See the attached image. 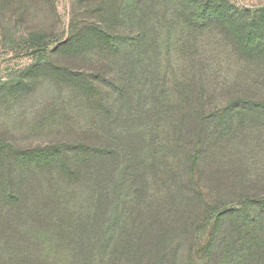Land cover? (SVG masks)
Segmentation results:
<instances>
[{
	"label": "rangeland",
	"instance_id": "1",
	"mask_svg": "<svg viewBox=\"0 0 264 264\" xmlns=\"http://www.w3.org/2000/svg\"><path fill=\"white\" fill-rule=\"evenodd\" d=\"M203 5L211 16L202 12ZM238 29L246 31L252 43L264 46V0H0V166L5 170L9 164L20 165L18 178L29 177L35 168L39 182L46 183L39 188L45 196L38 201L44 207L39 204L31 216L18 215L12 227L0 229V264H80V254L66 238V224L69 215L93 205L88 195L96 191L88 180L77 186V177L54 175L61 165L55 152L60 147L82 146L95 135L98 142L105 141L108 124L112 131L125 128L130 134L145 132L141 136L147 138L159 124L164 158L174 170L181 168L176 146L211 149L214 169L217 162L221 165L228 159L225 168L240 161L249 167L250 181H222L214 170L196 178L205 205L190 242V258L192 264H206L205 246L219 210L232 205L245 211L248 203L239 194L242 186L264 199V111L259 112L264 85L246 74L234 80L242 64L227 35ZM140 34L146 35L148 46L142 60L147 72L154 69L155 75L145 81V74L137 72V78L148 83L155 77L161 101L152 106L147 99L143 109L157 106V115L148 121L133 102L116 107L107 117L105 86L109 78L125 71L128 58L132 61L142 55L135 49ZM151 38L157 48L151 46ZM66 40L68 44L61 46ZM154 53H162V61ZM202 58L205 74L200 69ZM94 88L97 92L91 95ZM239 97L261 104L252 107ZM229 98L235 105L224 117L221 111L231 102ZM230 115H235L232 121L247 127L252 148L244 158L236 157L230 143L215 138L221 132L217 127L231 124ZM40 150L46 154L38 155ZM4 170L0 169V177L8 176ZM156 182L149 180L151 193H163L167 186L174 190L177 180L174 185L169 180Z\"/></svg>",
	"mask_w": 264,
	"mask_h": 264
},
{
	"label": "trees",
	"instance_id": "2",
	"mask_svg": "<svg viewBox=\"0 0 264 264\" xmlns=\"http://www.w3.org/2000/svg\"><path fill=\"white\" fill-rule=\"evenodd\" d=\"M206 6L201 7L202 12L211 16L212 13ZM208 20H211L210 17ZM230 33L227 37L233 39L234 54L242 64L239 67L240 74L234 80L246 74L251 75L248 77L254 83L264 85V46L252 43V39L246 37V31L241 33L238 29ZM153 40L151 38L149 42L157 48ZM146 43V35L140 34L136 39L135 49H139L142 55L132 61L128 58L125 71L120 76L109 78L103 99V111L107 117L116 107L133 102L140 105V116H145L148 121H152L157 115L154 111L157 106L143 109L147 99L152 106L161 102L156 94L158 80L154 77L148 83L145 82L147 77L155 75L154 69H149L150 74L147 72L142 60L146 54L144 47H148ZM66 44L67 40L61 46ZM161 55L162 53H154V57L157 56L162 61ZM205 62L204 58L200 60L203 74L207 69ZM253 64L257 67H249ZM156 65L160 67L158 60ZM137 72L145 74L144 82L139 81ZM81 75L82 73L77 76ZM163 82H166L165 74L162 76ZM196 89L195 86L192 90ZM230 89L234 90L235 86ZM248 90L250 95L255 92ZM96 92L97 89L94 88L91 95ZM113 94L117 97L115 100L112 98ZM227 100L231 102L222 108L221 112L225 111L224 117L228 109L235 105L233 98ZM239 100L246 101L245 104L252 107L253 104H261L249 97H239ZM260 107L259 112L263 113L264 104ZM234 117L235 115L228 117L231 123L228 128L217 127L221 132H217L215 138L221 137L227 145L230 143L236 157L244 158L245 152L252 145L247 143V127L239 121H232ZM108 125L106 132L109 136L105 141L98 142L95 135L82 146L60 147L55 152L61 165L57 172H53L54 175L77 177L74 180L77 186L82 180H88L96 191H89L88 195L93 205L88 204L84 211L69 215L71 220L66 224V238L71 240L69 243L72 250L80 254V264H192L190 242L197 232L198 218L205 205L204 195L196 178L206 177L214 170L215 174L222 176V181L232 180L233 184L236 179L239 182L247 179L250 181L251 176L246 175L249 167L240 161L231 162L232 166L225 168L228 159L221 165L216 161L214 169L215 153L211 149L189 150L176 146L179 151L175 157L181 168L174 170L164 158L166 146L161 143L162 130L159 124H155L150 138L146 134L141 136L145 132L130 134L125 128L119 132L112 131V124ZM197 127L199 128V124ZM37 154L45 155L46 150H40ZM211 154H214L213 159H209ZM211 167L213 169L210 170ZM0 169L4 170V167L0 166ZM20 170V165L9 164L4 170L8 176L0 177V229L12 227L14 218L18 215L31 216L37 212L35 206L40 204L39 207H44V203L41 204L38 200L45 196L39 191L46 184L45 181L42 179L43 182H39L35 168L29 171V177L18 178L16 172ZM157 178V182L167 183L169 180L170 185H174L177 180L174 185L176 188L172 190L166 185L163 193H151L149 180L152 179L155 183ZM47 183L50 184L49 181ZM240 190V196L245 197L248 205L245 211L232 205L219 210L205 246L206 264H264V202L260 201L264 199L258 193L250 194V189L245 186ZM242 212L243 215L238 217Z\"/></svg>",
	"mask_w": 264,
	"mask_h": 264
}]
</instances>
